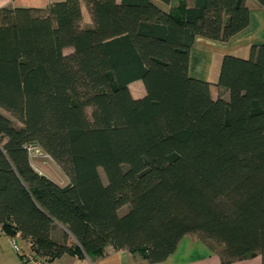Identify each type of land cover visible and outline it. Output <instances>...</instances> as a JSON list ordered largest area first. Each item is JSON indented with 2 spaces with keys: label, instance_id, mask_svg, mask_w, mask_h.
I'll use <instances>...</instances> for the list:
<instances>
[{
  "label": "trees",
  "instance_id": "obj_1",
  "mask_svg": "<svg viewBox=\"0 0 264 264\" xmlns=\"http://www.w3.org/2000/svg\"><path fill=\"white\" fill-rule=\"evenodd\" d=\"M159 1L169 11L155 0L0 10V222L37 256L112 245L157 263L189 235L223 262L264 264V41L224 55L227 98L190 74L196 37L230 40L250 23L248 0ZM31 145L67 184L34 168Z\"/></svg>",
  "mask_w": 264,
  "mask_h": 264
},
{
  "label": "crops",
  "instance_id": "obj_2",
  "mask_svg": "<svg viewBox=\"0 0 264 264\" xmlns=\"http://www.w3.org/2000/svg\"><path fill=\"white\" fill-rule=\"evenodd\" d=\"M59 0H0V10L3 8L32 7L46 8L51 2ZM257 4L250 7V23L241 32L234 35L228 41H217L197 36L190 55L191 76L206 80L212 83V94L218 97L220 90L216 84L219 79L222 60L225 54H232L238 57L247 58L253 44H260L264 41V7L256 0ZM156 4L162 9L169 11L170 6L159 0ZM82 24L91 26L93 19L86 4L82 2ZM67 50H71L68 48ZM134 87V89H133ZM134 97L139 98L146 94V89L141 80L130 84ZM214 89L217 94L214 93ZM225 92L223 93V95ZM227 94V93H226ZM228 95V94H227ZM226 97V96H224ZM227 98V97H226ZM61 185L67 184V179L57 180ZM65 228L57 226L52 231V237L58 242L65 240ZM15 238L20 250L14 249L11 239ZM68 244L77 243V240L70 235L67 238ZM31 246L28 237L17 232L13 236L7 234L0 222V264H262L260 254L236 260L223 262L220 255L212 250L201 239L186 235L179 242L176 250L165 260L152 263L138 252H131L127 249H115L112 245L106 247V253L102 256H90L84 252L51 257L48 255L37 256Z\"/></svg>",
  "mask_w": 264,
  "mask_h": 264
},
{
  "label": "rangeland",
  "instance_id": "obj_3",
  "mask_svg": "<svg viewBox=\"0 0 264 264\" xmlns=\"http://www.w3.org/2000/svg\"><path fill=\"white\" fill-rule=\"evenodd\" d=\"M174 2L177 3L178 1L174 0ZM247 2H248V5L250 7H253L255 4H257L254 0H248ZM133 89H134V87H133ZM215 90L216 89H214V93L217 94L218 91L216 92ZM220 92H222V90ZM224 92H222V93H224ZM226 93L227 92H225L224 96L227 97L228 93L227 94ZM3 113L11 117V115L4 110H3ZM32 146H35V147L32 149H29V153H30L32 165L34 166V168L36 170H38L40 173H43V174L51 177L52 179H54L56 181L61 180V179H67L68 180L66 172L64 171V169L51 157L50 154H48L40 146L31 145V147ZM100 173H101V176H102L104 182H107V176H106V173H105L103 168H100ZM127 210H128V206H124L120 212L124 213Z\"/></svg>",
  "mask_w": 264,
  "mask_h": 264
},
{
  "label": "built area",
  "instance_id": "obj_4",
  "mask_svg": "<svg viewBox=\"0 0 264 264\" xmlns=\"http://www.w3.org/2000/svg\"><path fill=\"white\" fill-rule=\"evenodd\" d=\"M35 146H30L29 147V149H32V148H34ZM11 242H12V245H13V247H14V249L15 250H17V251H19L20 250V247H19V245H18V242H17V240L15 239V238H12L11 239Z\"/></svg>",
  "mask_w": 264,
  "mask_h": 264
}]
</instances>
